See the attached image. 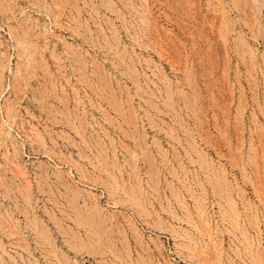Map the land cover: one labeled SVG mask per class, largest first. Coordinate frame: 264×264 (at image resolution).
<instances>
[{
    "label": "rangeland",
    "instance_id": "obj_1",
    "mask_svg": "<svg viewBox=\"0 0 264 264\" xmlns=\"http://www.w3.org/2000/svg\"><path fill=\"white\" fill-rule=\"evenodd\" d=\"M0 264H264V0H0Z\"/></svg>",
    "mask_w": 264,
    "mask_h": 264
}]
</instances>
